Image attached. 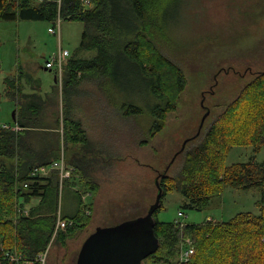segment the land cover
I'll return each mask as SVG.
<instances>
[{
	"label": "trees",
	"instance_id": "16d2710c",
	"mask_svg": "<svg viewBox=\"0 0 264 264\" xmlns=\"http://www.w3.org/2000/svg\"><path fill=\"white\" fill-rule=\"evenodd\" d=\"M170 3L171 0H0V20H43L53 24L60 17L83 24L77 55L68 60L67 66L63 65L64 108L62 123L59 116L57 123L63 127L67 144L86 141V134L79 122L71 119L66 104L78 84L86 80L101 85L112 100L116 79L123 77L122 70L133 68L131 64L151 77V90L162 100L150 110L153 123L149 137L165 126L167 114L176 108L186 86L181 69L156 45L152 33L158 14ZM85 51H91L90 56H78ZM4 93L16 101L20 129L0 126V259L3 261L7 252L19 257V264H26L47 249L54 233L56 241L64 245L83 230L91 219L85 214L91 205L82 204V210L81 195L73 190L79 197V209L72 216H65L60 205L62 192L70 181L64 180L61 185L54 172L46 177L30 174L33 167L58 158L59 133L30 129L44 128L45 123L24 119L34 104V95L22 92L18 78L4 79ZM53 94L57 95V89ZM117 100L121 101L123 114L143 111L127 102L122 105L123 98ZM248 145L255 149L264 146V69L242 86L212 121L201 141L187 150L179 172L174 176L161 173L158 178L162 197L170 190L179 191L184 198L182 208L193 210L207 208L227 186L242 190L256 187L260 191L258 212H239L226 221L207 218L181 227L174 220H158L160 201L153 213L159 247L141 264H264V161L257 162L253 156L246 162L224 165L230 148ZM66 161L73 164L72 176H79L72 157ZM92 183L81 186L94 190ZM37 195L48 197V206L25 212L24 207ZM58 216L67 225L55 232ZM182 237L191 239L194 252L179 263Z\"/></svg>",
	"mask_w": 264,
	"mask_h": 264
},
{
	"label": "rangeland",
	"instance_id": "374dc122",
	"mask_svg": "<svg viewBox=\"0 0 264 264\" xmlns=\"http://www.w3.org/2000/svg\"><path fill=\"white\" fill-rule=\"evenodd\" d=\"M168 5L158 14L152 33L156 45L179 66L185 77L186 86L176 108L167 114L162 130L149 137L153 123L150 110L162 104L151 90V77L131 64L133 68L122 70L123 77L116 79L117 85L112 87L116 104L121 105L117 99L123 98L122 105L127 102L140 107L143 111L139 114L127 115L115 106H107L105 98L110 99V95L106 96L104 88L99 86L100 92L97 91L104 102L96 107L107 112L100 126L106 127L109 134L98 141L106 146V158L101 160L104 166L98 172V181H92L99 188L96 211L86 227L64 245L56 241L54 233L46 249L45 264H75L81 244L97 226L113 225L144 214L155 200L156 178L161 173L174 176L179 172L187 150L201 141L212 121L242 86L264 69V0H171ZM60 24L59 39L57 33L48 32V27L55 24L47 21L0 20V126L12 123L16 106L4 93L5 78L23 73L31 77L32 84L40 82L41 94L51 89L47 99L54 98L58 87L62 95L63 74H57L55 82L56 73L44 69L45 61L52 51L58 50V44L72 53L71 59L83 24L69 20H61ZM80 96L77 94L66 104L74 106L82 118ZM62 108L64 104L61 106L60 102L59 123H62ZM10 125L5 126L12 128ZM58 133L56 147L61 157L62 152L67 155L69 144L64 141L61 125ZM253 156L257 162L264 161V146L257 149L250 145L235 146L228 150L224 165L246 162ZM74 179L71 187L79 191L80 207L84 210L82 204L88 205L91 197L88 189L81 186V177L77 176V184ZM161 198L158 220L172 221L181 211V221L201 223L207 218L226 221L239 212L257 213L260 191L256 187L242 190L227 186L203 210L182 208L184 198L176 190ZM85 208L87 211L88 207ZM85 214L90 216L91 210Z\"/></svg>",
	"mask_w": 264,
	"mask_h": 264
},
{
	"label": "crops",
	"instance_id": "0c3cea01",
	"mask_svg": "<svg viewBox=\"0 0 264 264\" xmlns=\"http://www.w3.org/2000/svg\"><path fill=\"white\" fill-rule=\"evenodd\" d=\"M81 33H82V31H81ZM81 33H80V37L78 40V44L73 51V56L77 55L76 50H77V47L79 46V43H80ZM50 34H53V33H50ZM60 34H61V24L59 26V35H58L59 39H60ZM59 47H61V46L58 44V48ZM52 52H51V54H52ZM71 54L69 52V55H68L64 65L66 64V66H67L68 60H70ZM78 56L88 57V56H90V54H88V53H84V54L82 53L81 54L80 53V54H78ZM44 69H49V68H47L45 66ZM49 70H51V69H49ZM65 70H67V68H65ZM62 74H63V71H62ZM14 76L19 79V82L21 85V90L24 94L34 95V98L32 99V101H34V104L31 106L30 111H26V115L24 116V119L26 121L28 120L27 122H30V120H32V122H37V123L44 122L45 123L42 125L44 128H30V129H32L34 131H41V132H47L48 131L50 133H55V134L58 133L60 126L57 123V118H58L59 113H60V111L58 109L60 102H61V106H63V98H62V95L60 96L59 87L57 89V95L55 94L54 98L47 99V96L50 94L49 92L51 91V89L49 92H46L43 95L40 92L41 91L40 82L37 84H32L33 82H32L31 77L28 75H25L23 73L22 74L18 73ZM9 77H11V76H9ZM23 78H25V81L23 80ZM55 82H56V80H55ZM93 86L96 87V84L91 82V81L85 80V81L80 82L78 84V88H77L76 92L70 98V99H74V98H76L77 94L81 95L80 96L82 98L81 105L83 107V109H81V115L83 116L82 118H80L79 112L76 114V110H75L74 106L73 107H67L70 110L69 114L71 116V119H74L77 122H79L81 128L83 129L84 133L86 134V141L85 142L76 143L74 145L73 144L68 145L67 155L64 154L65 161L69 157H72L73 162L77 164L76 165V166H78L77 173L79 174V177H81V180H80L81 184H84L86 182L88 183V182H92V181L93 182L98 181L97 180V178L99 177L98 172L100 171L101 166H104L102 164L101 160H102V158H106V153H105L106 146L102 145V144L100 145V143L98 141H101L102 140L101 137H104V135L109 132L106 129V127H104L102 125L100 126L101 120H106L105 114H107V112L104 110H99L96 107V106H102L104 101L101 99V96L99 93L100 90L98 88L99 86L96 88H94ZM51 88H52V85H51ZM103 93H104V91H103ZM105 101H106L107 106H110V105L115 106L117 109H120V111L122 113V106L116 104V101L114 99L110 100V99L105 98ZM95 102H96V104H95ZM15 103H16V101H15ZM86 104H88L89 107L85 108ZM17 107L18 106L16 105L14 112L12 113L13 114L12 123H7V122L4 123L5 125L11 124L10 125V127H12V128H10L11 130H19L20 129V127L17 126V116L19 117V110ZM32 111H34V112H32ZM91 121L94 122V125L91 124ZM118 123H121V125H123V127H125L124 126L125 124H123L122 121H119ZM3 127H4V125H3ZM125 129H126V127H125ZM57 138H58V136H57ZM56 142H58V141H56ZM141 142L142 141H140V144H141ZM109 152L111 153L110 150H109ZM73 179L75 180V183L77 184V182H78L77 175H74L73 178L70 179L68 186L62 192V202L60 205L62 213L68 217L75 214L79 209V197L76 193L73 192V189L70 186V185H72ZM93 185H96V184H93ZM94 187H95L94 190H91L90 188H87L86 185L84 186V188L88 189L87 191L89 192V195L91 197V199L89 200V203H88L91 205L90 217H92V215L96 211V204H97L96 200L99 197L98 196L99 188H96V186H94ZM48 202H50L48 197L43 198L42 196L37 195V196H34L31 198V200L28 202V204L24 207V210L26 212V211H30V209H34L36 207L41 208V207H43V205L48 206ZM93 205H94V209H93ZM40 212H44V211H38V213H40ZM99 226H102V225H99Z\"/></svg>",
	"mask_w": 264,
	"mask_h": 264
},
{
	"label": "water",
	"instance_id": "95a60500",
	"mask_svg": "<svg viewBox=\"0 0 264 264\" xmlns=\"http://www.w3.org/2000/svg\"><path fill=\"white\" fill-rule=\"evenodd\" d=\"M155 186V200L144 214L113 225L97 226L81 244L75 264H141L153 254L159 247L153 213L163 193L158 178Z\"/></svg>",
	"mask_w": 264,
	"mask_h": 264
},
{
	"label": "built area",
	"instance_id": "2783aa9c",
	"mask_svg": "<svg viewBox=\"0 0 264 264\" xmlns=\"http://www.w3.org/2000/svg\"><path fill=\"white\" fill-rule=\"evenodd\" d=\"M85 3H88V0H81ZM61 23V18L58 17L56 21L53 23L55 26L49 27L48 31L49 33L58 34L59 35V25ZM57 26V29H56ZM69 55V51L67 49H62L61 47L58 48V50L55 53H52L48 56V58L45 61V66L49 69L54 70L57 74L62 73L63 65ZM5 126V125H4ZM6 128L8 126H5ZM74 167L69 165L65 159L63 152L61 153V157H58V159L53 160L51 163L47 165H39L35 166L31 169L30 174L32 176H48V173L55 172L58 175L59 181L62 185V182L64 179H68L71 177L73 173ZM182 212L178 211L177 218L175 219V222H179V225L182 227L185 222L180 220V217L182 216ZM69 224H71V221H69ZM67 225V222L65 219L60 218L58 216L56 221V227L55 232L57 229H64ZM192 245V241L188 237H182L181 239V247L179 252V263H182L189 259L190 255L193 254L194 250ZM38 254L33 260H29L26 262V264H45L46 260V252ZM4 259L3 261L0 259V264H19L18 260L19 257L8 254L7 252L4 253Z\"/></svg>",
	"mask_w": 264,
	"mask_h": 264
}]
</instances>
